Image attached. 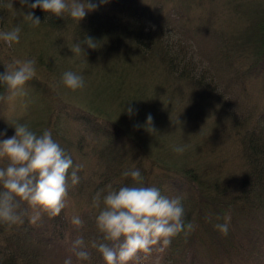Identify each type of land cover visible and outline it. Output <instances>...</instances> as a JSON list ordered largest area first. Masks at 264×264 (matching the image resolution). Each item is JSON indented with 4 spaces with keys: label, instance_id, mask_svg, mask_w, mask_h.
<instances>
[{
    "label": "trees",
    "instance_id": "16d2710c",
    "mask_svg": "<svg viewBox=\"0 0 264 264\" xmlns=\"http://www.w3.org/2000/svg\"><path fill=\"white\" fill-rule=\"evenodd\" d=\"M20 1L25 35L49 33L55 27L69 43L91 37L98 48L85 47L87 62L96 67L91 75L85 68L79 71L63 65L64 59L56 57L53 68L42 61L37 73L43 76L26 82L27 103L21 111L8 114V100H0V133H4L0 141L15 135L16 124L27 125L37 135L49 130L74 166L82 165L77 185L71 184L69 172L66 206L59 215L42 213L36 224L27 216L22 225L0 223V264H64L68 258L72 264H105L91 247L93 241L102 240L96 218L103 203L93 206V197L97 192L106 194L110 187L133 185L124 173L135 169L141 172L143 186L156 187L165 197L166 191L173 190L172 197L183 206L185 224L193 225V230L174 237L168 247L152 246L170 251L171 259L166 257L164 264H262L264 0H143L145 7H141L153 15V23L137 0L103 4L92 0L99 6L79 23L65 13L56 21L50 15L51 23L38 27H32L25 15L31 11L41 21L45 14L27 6L35 0ZM169 2L182 22L192 13L202 18V22L191 19L195 30L188 35L208 61L211 76L231 97L230 105L223 93H214L195 77L178 51L179 44L178 50H172L165 42L162 20L170 12ZM52 51L59 54L55 48ZM1 52L0 46L3 74L9 64ZM48 71L57 83L66 71L82 76L86 72L88 108L64 102ZM0 95H7L3 84ZM128 106L134 109L131 116L122 111ZM135 114L143 118L133 125ZM148 114L156 134L137 127ZM198 126L213 131L215 146L210 136H199ZM174 129L181 131L177 145L185 136L193 141L182 154L173 150L177 145L165 147ZM162 156L171 159L158 162ZM7 164L0 160V168ZM26 209L21 202V210ZM73 216L83 221L81 227L71 223ZM226 216L231 219L224 235L216 225L225 223ZM77 234L90 253L88 260H79L72 252Z\"/></svg>",
    "mask_w": 264,
    "mask_h": 264
},
{
    "label": "clouds",
    "instance_id": "9594fccd",
    "mask_svg": "<svg viewBox=\"0 0 264 264\" xmlns=\"http://www.w3.org/2000/svg\"><path fill=\"white\" fill-rule=\"evenodd\" d=\"M108 0H100L106 3ZM27 3V0H22ZM99 5L88 0H35L28 5L30 9L40 8L55 17H63L65 13L78 23L88 12L95 11ZM6 7H12L9 0ZM25 19L32 27L41 24L39 17L29 11ZM21 28L13 27L9 31L0 32V40L9 45L19 43ZM85 47L97 49L98 42L91 37L75 40L70 51L74 55L85 56ZM36 60H15L7 66V71L0 74V84L6 88L7 95H0V100L13 101L26 95L24 86L36 74ZM71 91L85 87L84 77L73 71L62 74L60 82ZM129 116L134 114L131 106L124 107ZM143 127L149 134H156L153 117L148 114ZM15 135L0 141V160H7L5 168H0V223L12 227L22 225L27 216L30 223L36 224L42 213L57 216L66 206L69 188V172L71 184L80 181L78 172L82 165L73 164L60 145L53 140L51 132L44 130L42 134L31 131L27 125L16 124ZM4 135V133H0ZM182 154L184 147L173 149ZM135 182L131 186H122L118 190L109 188L106 194L97 192L93 197V206L103 208L96 218L98 231L102 240L93 241L91 247L102 256L105 264H128L139 252L150 253L153 245L168 247L172 239L180 233L193 230L191 223L185 224V213L179 198H168L161 195L156 187H145L139 169L124 173ZM21 202L28 209L21 210ZM30 210V212H29ZM225 223L217 224V229L224 235L228 233L230 216ZM71 223L81 227L83 221L73 216ZM72 252L79 260H88L90 253L84 248V240L78 238L73 242ZM64 264H72L71 258Z\"/></svg>",
    "mask_w": 264,
    "mask_h": 264
},
{
    "label": "rangeland",
    "instance_id": "374dc122",
    "mask_svg": "<svg viewBox=\"0 0 264 264\" xmlns=\"http://www.w3.org/2000/svg\"><path fill=\"white\" fill-rule=\"evenodd\" d=\"M70 1V0H68ZM132 1V0H131ZM139 4L137 6L139 8H142L144 10V16L147 17L148 21L150 23H153L154 17L151 13H149L146 9H143L144 1L143 0H137ZM9 0H0V32H5L11 30L15 26H19L21 28L20 33V41L19 43L9 45L3 40H0V46L2 47L1 55L3 57V60L7 61L10 65L15 60H25V59H32L35 58L36 60V74L40 77L43 75L37 73L41 65L40 63L49 62V67H52L56 63V57H60L64 59L63 65L68 64L69 66L73 65L77 70H82L85 68V71H89L90 75L93 71V67L91 63L87 62V56L81 54L79 56L72 54L70 51V48L72 47V42H75L77 39H73L70 43L69 41H65L63 38H67L63 34H58L55 27L49 28V33L44 32L39 33L33 31L32 34L25 35L22 31V7H21V1L20 0H12V7H6ZM141 5L143 7H141ZM28 6V5H27ZM172 2H169L166 6V8H169L165 18L162 20V26L164 28V37L165 42L170 46L172 50H178V44L179 47H181L178 51L179 53H182L184 55V59L188 61V64L191 68V72L195 75L196 78H200L204 84V86L211 88L214 93L221 92L223 93L224 99L228 105L231 104L232 100L231 97L228 95V93L225 91L224 88H222V85L219 84V82L214 79L211 76V69L209 66L208 61L201 55L199 52V49L197 48V42L191 39V37L188 35L193 30H195V22L193 23L191 19H195L199 22H202V18L197 19L198 14H191L192 18L188 16L186 19L183 20L178 17V14L174 12V10L171 8ZM28 8V7H27ZM158 8V7H156ZM38 13L42 12L44 13V17H42L41 23L46 24V26L51 23L50 15L49 13L43 12L42 10H39L36 8ZM35 9V10H36ZM200 11L197 10L195 13H198ZM34 15H37L33 13ZM39 17V16H38ZM53 21H56V17H51ZM201 20V21H200ZM68 39V38H67ZM55 48L58 50L59 54L52 51V49ZM175 52V51H174ZM39 58V60H38ZM41 60V61H40ZM92 66V67H91ZM96 70V67H94ZM49 72V71H48ZM50 79L54 82L52 75L50 74ZM87 73L85 72V82L88 81ZM57 85V89H59L58 93L60 94L59 97L64 100V102L74 105H85L88 108V103L90 102L88 98V92L85 91V88L77 91H71L67 88H65L60 83H57V80L55 79L54 82ZM80 93H83L81 95ZM27 100H24L23 97H18L13 101H7L6 110L8 114L12 113H18L21 111V109L26 105ZM231 108V107H230ZM207 114H210L209 111L204 115L207 116ZM55 116V113H54ZM106 117V116H105ZM135 121H133V125L135 123H141L142 118L139 120V118L134 115ZM62 120V119H61ZM208 122V121H207ZM62 122H60V125ZM197 130L199 131L200 137H211L209 142L212 143L214 146L216 145V140L213 135V131L211 132L202 127L198 126ZM187 131L186 133H188ZM181 135L180 129H174L172 130L171 134L168 136V142L165 143V147L167 149H172V146L177 145V138ZM193 143L192 138L186 137L182 144L177 146H182L184 148H187ZM172 145V146H170ZM207 145V144H205ZM171 157H165L162 156L159 158L158 162L170 160ZM169 195L168 198H174L172 195L175 194L173 190L166 191ZM71 193V191H70ZM81 232V230H78L76 233ZM80 238L79 234L76 235V239ZM165 252L161 247H153L151 248L150 253H145L144 256H137L133 260L129 261L128 264H164L166 262V257L168 259H171L170 251L166 250ZM262 264H264V260L262 261Z\"/></svg>",
    "mask_w": 264,
    "mask_h": 264
}]
</instances>
